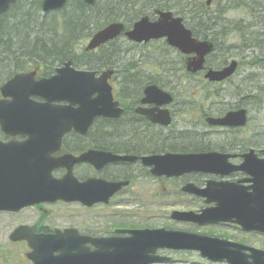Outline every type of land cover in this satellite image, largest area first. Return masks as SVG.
I'll use <instances>...</instances> for the list:
<instances>
[{
	"label": "water",
	"instance_id": "95a60500",
	"mask_svg": "<svg viewBox=\"0 0 264 264\" xmlns=\"http://www.w3.org/2000/svg\"><path fill=\"white\" fill-rule=\"evenodd\" d=\"M68 0H43L42 10L48 13L65 7ZM94 4L96 0H83ZM18 0H0V16ZM208 4L211 0H208ZM157 19L144 16L124 34L135 42H149L152 39L166 38L167 42L183 53L196 54L188 58V69L195 72L203 68L205 56L213 50V42L199 40L187 28L183 18L175 16L171 10L156 11ZM125 25L121 21L111 22L98 30L86 45V50H94L102 44L118 37ZM235 62L222 70L211 69L207 73L210 80L220 81L231 75ZM112 69H77L72 61L57 68L49 78H35L36 71L17 73L1 86L3 98L0 99V128L7 136L25 135L24 140L0 139V211H19L42 202L53 203L81 201L93 204L108 202L110 196L126 182H112L91 178L79 181L73 175V166L79 162H101L135 160V156L115 155L113 153L91 150L75 157L70 153L53 156L61 148L65 135L72 130L85 134L96 117H116L121 109L113 102V88L109 79ZM147 99L158 95L160 102L171 100L170 93L152 84L145 88ZM38 96L43 101H37ZM66 102V104H55ZM167 115L161 122H170ZM230 115L214 120L217 124L228 123ZM219 154H168L144 157L146 164H154L156 175H172L189 171L219 170ZM67 168L68 172L57 178L53 171ZM196 190L206 195L209 201H216L214 209L206 210L199 216L193 212H173V218L183 221L238 223L245 230L264 232V189L255 188L249 193L246 189L228 183L210 182L205 190ZM221 198H224L221 199ZM128 236L80 237L76 230L64 232L36 233L33 227H17L10 239H26L31 250L29 258L34 264H149L167 261L171 258L157 254L158 249L198 250L203 257L213 262L228 264H264V251L226 239L213 238L185 230L142 228L119 230ZM90 242L94 249L86 243ZM249 250L251 253H247ZM58 252V254H56Z\"/></svg>",
	"mask_w": 264,
	"mask_h": 264
},
{
	"label": "flooded vegetation",
	"instance_id": "af4514ba",
	"mask_svg": "<svg viewBox=\"0 0 264 264\" xmlns=\"http://www.w3.org/2000/svg\"><path fill=\"white\" fill-rule=\"evenodd\" d=\"M207 2L208 0H206V5L212 8L213 0L210 4ZM211 14L217 16V22L214 25L217 27L215 31L218 33L216 34L217 47L211 36L207 38L196 36L187 18L174 11L175 16L183 18L185 26L192 30L194 37L213 42V50L205 56L203 68L195 72L188 69L187 60L196 54L183 53L179 48L168 44L166 38L135 43L128 40L124 34L119 36L120 39L123 38L130 44L158 46L161 52L160 63L163 66H170L167 71L170 74H178L179 70L183 71V75L171 76L175 80L182 81V83L187 80L189 83L198 82L201 91H192L193 87H189V91L186 92L168 89L166 83L175 80H171L169 77H159L156 74L157 65L154 62L151 64L152 69L137 68L138 76L136 81L131 80L133 84L122 83L123 78L121 77L120 86H118L114 77L120 72L115 68L116 74L112 76L110 83L113 86V102L117 103L116 109H121L120 115L96 117L85 134L74 130L68 133L62 141L61 148L54 152L53 156L58 157L70 153L75 157H80L91 150L105 151L115 155L135 156V160L109 161L104 164L101 162H79L73 166V175L79 181L97 178L112 182H126V184L113 193L108 202L97 201L93 204H85L81 201L65 202L60 200L28 206L19 211H11V213H18L30 208H37L42 211L35 223L19 224L11 231V234L17 227L28 225L33 227L36 233L52 234L56 233L57 230L64 232L67 229H74L80 237L128 236L129 233L127 232H118L119 230L135 229L133 224L128 223L130 216L128 213H116L118 217L116 215L109 216L106 226L98 231L90 227L80 229L75 226L51 228L45 222L47 212L44 209L56 203H76L84 208L133 204L140 207L156 208L155 210L160 207H172L171 221L178 223V225H184L182 228L175 229L235 241L264 251V248L249 245L242 237L240 239L239 237L236 238L237 236L229 235L228 229L235 230L240 233V236L245 237L258 234L264 238V232L245 230L239 224L231 221H183L172 217L175 211L193 212L194 216H199L204 211L217 207V200L209 201L206 195L199 194L196 190H187L186 187L188 186L191 189L205 190L209 183L213 182L237 185L249 193L254 192L255 188L258 187L264 189V42H258L264 38V12H249L252 19L243 23L225 19V13L220 11L211 12ZM151 19L156 20L157 15L153 14ZM223 19L227 24L222 23ZM212 23L213 21L209 22V24ZM242 26L251 28L253 36L250 42L252 43L242 45L238 52L232 55L230 53L231 48L224 47V44L220 45L219 40L225 43L222 38H227L232 27L242 30ZM242 38L247 40L245 34H242ZM174 55H177L179 59H175ZM232 62L236 63L234 71L223 80H210L206 76L209 70H222ZM35 68L37 80L48 78L56 72L55 70L50 75H44L41 66L38 65ZM77 68L91 70L87 66ZM33 69L34 66L27 71ZM96 70L101 72L103 69ZM162 80L165 82L162 83ZM227 83L233 84L232 91L224 89V84ZM152 84L158 85L170 93L171 100L165 103L160 102L158 95L148 100L145 88ZM0 98H2L1 91ZM32 98L43 101L38 96H32ZM55 104L64 105L66 102H56ZM163 110L168 111L170 118L168 124L161 122V119L165 120L167 116H161ZM228 115H230L228 123H214V120L225 118ZM177 117H180L179 121L182 123H176ZM1 137L4 140L10 139L6 138L5 135ZM67 137L69 139H66ZM25 138V135L11 136V140L18 141ZM208 153L221 155L219 170L222 172L194 170L180 174L156 175L152 171L155 165H149L143 161L144 157L150 158L157 155ZM67 172V168L60 167L55 169L53 174L57 178H62ZM221 199L224 200V198ZM11 241H25L29 246L26 239L18 241L11 239ZM86 244L94 249L90 242ZM165 251L169 250L162 249L158 252L167 255ZM183 252L194 253L201 259L207 260L196 249L184 250ZM246 252L251 253L249 250ZM21 255L22 259L30 260L29 251ZM30 264H34L32 260H30ZM211 264L215 263L211 262Z\"/></svg>",
	"mask_w": 264,
	"mask_h": 264
},
{
	"label": "trees",
	"instance_id": "16d2710c",
	"mask_svg": "<svg viewBox=\"0 0 264 264\" xmlns=\"http://www.w3.org/2000/svg\"><path fill=\"white\" fill-rule=\"evenodd\" d=\"M42 1L19 0L0 16V85L14 73L34 65L41 66L44 75H50L68 60L77 67L116 68L123 78L122 83L136 81L138 67L123 62L120 38L91 52L83 48L79 53L77 45L111 21L121 20L126 28H130L141 16L152 15L157 8L182 14L196 36H211L218 46L217 27L214 26L217 16L211 14L206 0H96L93 5L83 0H68L63 9L49 13H43ZM213 2H225L224 8L219 10L221 13L233 5L244 6L252 12H264V0ZM230 2L233 4L227 6ZM260 42H264V38ZM2 135L0 130V137Z\"/></svg>",
	"mask_w": 264,
	"mask_h": 264
},
{
	"label": "rangeland",
	"instance_id": "374dc122",
	"mask_svg": "<svg viewBox=\"0 0 264 264\" xmlns=\"http://www.w3.org/2000/svg\"><path fill=\"white\" fill-rule=\"evenodd\" d=\"M233 2L227 4L232 5ZM225 6V2L222 4L213 3L212 12L222 10ZM249 11L244 6H232L229 7L225 14L224 18L237 22L241 21L242 23L248 20H251V15L249 16ZM222 23H226L224 19ZM227 24V23H226ZM241 29H235L232 27L230 33H228L227 38H222L225 43L219 40L220 45L224 44V47H230V53L235 55L242 45L250 44V39L253 34H251V28L249 26H242ZM242 34H245L247 40H243ZM89 38L83 39L77 45L79 53H82V49L85 46V43ZM260 42V41H258ZM119 44L123 48L122 60L124 63L136 64L139 69H152L151 64L154 62L157 65L156 74L159 77H169L171 80H175L171 75L180 76L183 75V71L179 70L178 74H170L167 69L170 68L168 65H162L161 61V52L158 49V46H141L130 44L126 40L119 39ZM175 59H179L177 55H174ZM142 61V62H141ZM121 80V74H117L114 77V81L118 86L119 81ZM164 83L166 81L162 80ZM113 82V83H115ZM166 87L170 90L176 92H186L189 91V87H193L192 91H201L198 87V82L189 83L187 80L185 83H182L180 80H175L170 83H166ZM224 89L227 91L233 90V84L227 83L224 84ZM180 117H177L176 123H182L179 121ZM2 139V137H0ZM179 208V207H178ZM156 208H149L145 206L133 205V204H122L110 205L109 207H94V208H84L76 203H56L50 207L44 209L47 212L46 224L51 228H65L70 226H75L78 228L90 227L95 230H101L106 226L109 216L116 215V213H128V223L133 224L135 228H144V227H163L169 226L170 228H182L184 225H178L174 221H171L170 215L172 212V207H160L158 210ZM42 211H39L37 208H30L18 213H10L0 211V264H30V260L22 259L23 253L30 250L25 241L12 242L10 240L11 231L22 223L33 224L35 223ZM116 217H118L116 215ZM229 235L237 236L236 238H244L245 242L249 245L256 247L264 248V238L262 235H247L240 236V233L235 230L228 229ZM241 239V238H240ZM165 254L172 256L173 260L169 263H155V264H211L206 259H201L197 254L186 253L183 251H165ZM215 264H227V263H215Z\"/></svg>",
	"mask_w": 264,
	"mask_h": 264
}]
</instances>
